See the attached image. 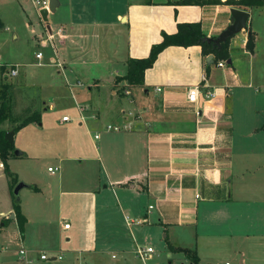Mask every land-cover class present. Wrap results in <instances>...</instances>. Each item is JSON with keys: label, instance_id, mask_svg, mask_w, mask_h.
Here are the masks:
<instances>
[{"label": "crops", "instance_id": "0c3cea01", "mask_svg": "<svg viewBox=\"0 0 264 264\" xmlns=\"http://www.w3.org/2000/svg\"><path fill=\"white\" fill-rule=\"evenodd\" d=\"M179 1L54 0L50 22L39 18L38 45L45 49L55 73L63 74V82L53 79L57 80L54 87L64 93L69 89L75 107L70 108L72 112L57 110L54 118L45 117L43 110L52 111L55 106L41 98L40 121L29 122L14 134L20 153L10 158L9 166L18 158L52 162L36 175L24 170L28 180L16 172L18 180L27 183V195L37 210H28L20 197L19 207L26 216L23 228L33 219L31 213L44 218L63 208L67 212L57 210L60 215L78 216L75 207H79L80 218L94 212L103 216L100 221L124 219L130 224L134 254L136 226L162 228L166 250L157 255L159 260L155 257V262L144 264H165L162 256L166 264H196L169 245L194 250L197 264H219L221 256L255 264L251 251L264 242V182L258 181L255 172L246 176L252 146L235 140L232 104L241 87L264 85V54H259L264 43V6L245 9ZM7 2L13 5L19 0ZM232 8L245 10L250 17L247 29L229 41L230 64L225 59L214 62L213 54L207 61L209 55L199 45H171L146 69L141 85L115 81L125 74L128 58L148 56L162 33L176 32L179 23L199 22L206 36L220 35L230 23ZM12 27L0 17V33ZM50 33L53 39L47 38ZM250 33L252 50L246 46ZM0 57L18 63L19 68L23 65L17 57L1 52ZM195 84L201 91L197 101H190L187 90ZM207 90L212 95L204 97ZM64 114L70 115L69 121L61 120ZM121 121L130 122L131 128L105 129L107 123ZM259 132L264 135V119L250 127L248 134ZM49 166L57 169L49 171ZM66 178L70 185L60 187ZM53 181L59 187L50 184ZM8 194L0 219L14 211L10 190ZM9 218L17 225L15 216ZM64 222L69 221L59 219L61 230L72 228L71 224L63 227ZM117 235L114 243L130 250L126 237ZM75 250L68 248L73 260L78 259ZM95 250L96 246H89L77 252L86 261ZM225 264L232 262L228 259Z\"/></svg>", "mask_w": 264, "mask_h": 264}, {"label": "rangeland", "instance_id": "374dc122", "mask_svg": "<svg viewBox=\"0 0 264 264\" xmlns=\"http://www.w3.org/2000/svg\"><path fill=\"white\" fill-rule=\"evenodd\" d=\"M22 1V2H21ZM19 0V3L8 5L7 0H0V17H3L7 22L12 23L14 27L10 31L0 33V52L7 54L12 58H18L23 65L19 68V75L15 78L7 75L0 74V81L12 82L16 86V110H20L23 106L28 105L34 100V104L37 107H42V99L53 104L55 109L45 112V117L54 118L56 111L59 113L63 110L75 107L73 104V97L68 89L67 93L63 90L54 87L55 81L58 79L63 82V74L57 75L52 64H48V57L46 56L45 49L38 45V39L36 36L40 35L42 28L39 18L41 17L38 8L33 4H25L23 0ZM51 12H49L45 21L48 23ZM32 25V31L29 25ZM264 29V23H263ZM16 34L15 38L12 35ZM264 42V40H263ZM262 49L259 54H264V43L260 46ZM37 51H41L44 58L41 60L43 64H38V60L34 56ZM263 56V55H262ZM264 58V57H263ZM259 58L260 60L263 59ZM1 73V72H0ZM19 90H18V88ZM232 104L233 114V134L236 138L249 142L252 148L249 150L252 158L249 159L250 170L246 172V176H252L250 172H255L258 177V181L264 182V135L262 132L248 134L250 127L259 125L264 119V91L258 89L256 91L253 87H241L239 89V95ZM2 125L9 127L10 125L5 122ZM18 149L19 146L16 145ZM15 148V149H16ZM52 163L49 159L33 160L18 158L11 161L10 169L16 175V172L28 180V174L24 173V170L29 172V175H36L41 168L46 171L48 164ZM37 165V166H36ZM57 174V173H56ZM42 176L41 174H39ZM66 178L60 187L70 185V182ZM20 180V179H19ZM18 180V181H19ZM23 180V179H21ZM47 179H45L46 181ZM54 187H59L58 181H53ZM40 184V182H39ZM43 186V182L41 184ZM45 185H47L45 183ZM29 188L23 186L19 191L21 200L27 205L28 210L31 212H37L33 199L28 196ZM9 189V177L5 175L3 167H0V210L4 209L8 205ZM65 193L67 191H64ZM70 202V201H69ZM78 209V216L73 214L64 213L60 215L57 209L52 212L53 215L49 217L33 216L28 225L25 226L23 232H20L18 226L4 217L0 219V245L3 246V250L0 255V264H78V262L84 264H144L143 260L139 259L132 251V237L130 236L131 230L130 224L127 225L126 221H100L103 216L97 215V213L86 214L83 218H80L81 208ZM63 212H67L63 209ZM36 214V213H35ZM60 216V218H59ZM9 218V217H7ZM66 219L72 225L69 230H61L59 227V219ZM99 218V219H98ZM11 222V223H10ZM3 223V225H1ZM134 225L133 223H131ZM136 232V244L137 245H151L154 249L153 255L149 258V262H155L154 259L160 252H165L166 241L163 236L164 232L162 228L151 225H143L141 228L135 227ZM25 232V235H24ZM126 237L127 248L123 250V247L117 243H114V239L118 238V233ZM24 236V237H23ZM123 238V239H124ZM168 244V243H167ZM23 245L28 250V257L32 258L30 263L25 262L24 259L18 258L17 250ZM75 248V255L78 259H71V252L68 251L69 247ZM96 246L95 251H90L87 255L86 261H83L84 256L82 252L79 254L77 251L81 247ZM128 250V251H127ZM251 249L249 250V252ZM45 252L49 256H55L61 254V258L55 259H41L39 254ZM114 253V257L112 256ZM75 256V257H77ZM253 261L255 258V264H264V242L261 246H254L251 251ZM157 260L158 257L156 258ZM160 259L166 264V258L160 257ZM222 262L219 264H225L226 260H230L232 264H239V260L234 257L221 256ZM73 260V261H72ZM243 263V262H242ZM175 264H179L176 262Z\"/></svg>", "mask_w": 264, "mask_h": 264}, {"label": "trees", "instance_id": "16d2710c", "mask_svg": "<svg viewBox=\"0 0 264 264\" xmlns=\"http://www.w3.org/2000/svg\"><path fill=\"white\" fill-rule=\"evenodd\" d=\"M182 3L204 5L205 3L212 4H227L242 8H254L256 6H264V0H180ZM162 40L154 43L149 51V55L142 58H128L125 61L126 69L125 74L115 78V81L125 80L127 86H137L143 83L146 69L152 67L154 61L163 49L170 47L171 45H178L188 47L189 45H199L201 52L204 55L213 54L214 62L220 60H228L230 58V52L228 51V45L231 38L222 42L219 45H215L212 41L206 39V34H203L201 25L199 22H187L179 23L177 30L174 33L166 34L162 33ZM215 38V37H214ZM254 44V36L249 34L246 46L249 50H252ZM18 88V87H17ZM19 90V88H18ZM16 86L12 82L0 81V160L2 162L3 171L6 176L9 177V189L12 193V189L18 182V176L12 172L9 166L10 158L15 156V144H11L5 138V132L13 129L15 132L19 128L27 125L29 122L40 121L42 108L35 106L33 103L23 106L22 109L16 110ZM7 122L10 126L5 127L2 125ZM13 198V210L15 211V219L20 232H23L26 216L20 210L19 201L15 200V195L12 193ZM5 219H10L4 217ZM173 250L184 251L194 262L197 264L198 258L194 250L185 247H172Z\"/></svg>", "mask_w": 264, "mask_h": 264}, {"label": "built area", "instance_id": "2783aa9c", "mask_svg": "<svg viewBox=\"0 0 264 264\" xmlns=\"http://www.w3.org/2000/svg\"><path fill=\"white\" fill-rule=\"evenodd\" d=\"M33 4H35V6L38 8V10H41V9H45L48 13L50 12V4H49V0H30ZM53 35L50 33V35H48L47 38L49 39H53L52 38ZM35 56L37 59H42L43 56H42V52H37L35 53ZM53 61V60H51ZM39 64H41V62H39ZM224 62H219L218 63V66H223ZM0 74L2 75H7L9 77H12V78H15L17 75H19V64L16 63V64H12V63H7L5 61L2 60V58L0 57ZM256 90L258 89H261L264 91V85H260L258 87L255 88ZM200 86L195 84V85H191L189 86L188 90H187V99L190 100V101H197L198 99V96H199V93H200ZM206 96H211L212 95V92L211 90H207L206 93L204 94ZM81 109H84V108H81ZM70 115L68 114H64L61 116V120L62 121H69L70 119ZM131 128V123L128 122V121H121V122H111V123H107L105 125V129L106 130H111V131H121L123 129H129ZM100 136V133L99 132H96L94 134V137L95 138H98ZM57 169V167H51L49 166L48 167V170L49 171H52ZM63 227L65 228H70V223L69 222H64L63 223ZM3 246L0 245V255H1V251L3 250ZM18 252V258L21 259H24L25 262L27 263H30L32 261V258L31 257H28V250L23 246L21 245V247L17 250ZM153 252H154V249L151 245H137L136 248H135V254L136 256L143 260L145 263L148 262L149 258L152 257L153 255ZM40 258L41 259H45V260H52V259H55L56 257L58 258H61V254H58V255H55V256H49L47 255L45 252H41L39 254ZM78 264H82L81 262H78ZM155 264H162L161 262H157Z\"/></svg>", "mask_w": 264, "mask_h": 264}, {"label": "water", "instance_id": "95a60500", "mask_svg": "<svg viewBox=\"0 0 264 264\" xmlns=\"http://www.w3.org/2000/svg\"><path fill=\"white\" fill-rule=\"evenodd\" d=\"M49 4H50V11H53L55 9L54 0H49ZM39 13L41 15V20H45L48 15V12L45 9H41L39 10ZM230 17L231 19L229 25L222 30L220 35L216 36L215 38L207 36L206 39L208 41H212L215 45H219L222 42L226 41L228 38L235 36L237 33H239V31L247 29V21L250 17L247 11L242 9L232 8L230 10ZM211 59H212V55H209L207 61H210ZM230 62H231L230 59L227 60V64H230ZM14 134L15 131L13 129L7 130L5 132V138L11 144L15 143ZM14 153L15 155H18L20 153V149L16 148L14 150ZM23 186H27V183H25L23 180L20 179L12 189V193H14L16 201H19L20 199L19 190ZM14 216H15V212L12 211L8 217L13 218Z\"/></svg>", "mask_w": 264, "mask_h": 264}]
</instances>
